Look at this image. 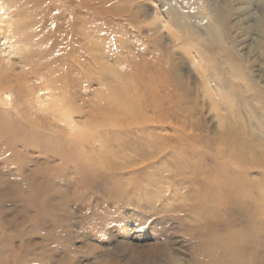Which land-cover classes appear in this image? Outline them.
<instances>
[{"label":"rangeland","instance_id":"rangeland-1","mask_svg":"<svg viewBox=\"0 0 264 264\" xmlns=\"http://www.w3.org/2000/svg\"><path fill=\"white\" fill-rule=\"evenodd\" d=\"M78 5L0 0V70H11L9 86L0 78V264H199L210 238L243 230L227 224L237 220L231 213L232 219L214 215L208 228L189 212L208 181L189 160L213 154L228 127L249 148L264 149V0H97L94 9L82 3L79 16L93 26L78 42L85 49L79 83L72 84L69 69L58 79L42 69L37 80L31 67L44 44L35 36L58 24L62 7L61 30L71 37L80 25ZM27 10L30 19L18 12ZM41 17L48 19L41 28L31 25ZM88 39L100 43L95 50L86 49ZM66 40L45 62L64 53ZM72 45L68 56L78 50ZM131 66L164 69L162 81L181 86L180 98L172 88L163 91V118L142 86L128 93L114 88L136 79ZM106 92L119 110L105 105ZM55 106L68 114L62 120L68 127L54 134L57 144H45L35 128L57 119ZM147 129L158 134L156 147L147 144ZM201 160L207 168L215 164ZM238 169L230 175L241 172L264 199V171ZM261 228L243 231L251 235L249 258L235 264H264Z\"/></svg>","mask_w":264,"mask_h":264},{"label":"bare ground","instance_id":"bare-ground-1","mask_svg":"<svg viewBox=\"0 0 264 264\" xmlns=\"http://www.w3.org/2000/svg\"><path fill=\"white\" fill-rule=\"evenodd\" d=\"M78 1H79V5L77 6L78 9L75 10L76 15L74 18H75L76 23L78 22L80 25L76 29L74 28L72 30L71 37H70V34H68V37L66 36V34L64 33V29L61 30L63 28V24L65 25L64 15L66 13L64 8L62 7L59 10L60 19L58 21V24H55V23L53 24L51 22L52 28L49 31H42L43 35H41L42 37L41 39L35 36L34 39L35 40L37 39V41H35L36 43L40 42V44H44L42 47L43 50L36 51L35 56H39V59L36 60L31 67L32 73L33 75L36 76V78L38 77V74L41 72L42 69H44L45 76L52 77V79H58V76L60 74L67 72V70L69 69V70H72L73 73L75 74V81L72 84L77 85V83H79L78 82L80 78L79 76L82 74V68L85 62L83 60L84 57L81 56L82 51L84 52L85 49H82L84 47L79 46V43L82 41L81 39L83 38L84 30L86 28L89 29L93 26L92 23L82 19L79 15L81 13L80 11L85 8L84 7L85 5H82V3L84 4L86 3L87 6L90 7L91 4L92 5L95 4L97 0H78ZM90 8L94 9L93 7H90ZM18 12L21 13L20 15L24 17L25 16L29 17L28 14L31 13L30 10L21 11V12L18 11ZM96 12L99 13L101 11L99 12L96 11ZM28 19H30V17ZM47 20L48 19L46 17H41L40 19H37L35 22L31 23V25L35 26L36 28H38V26L39 28H41L42 25L47 23ZM45 35H50L51 38L53 36L54 38L56 37L58 39L57 40L58 42L55 45L51 46V43L47 42L45 38H43ZM184 35H185V32H184ZM191 35L193 36L194 34H191ZM175 36H178V34ZM154 37H157V36H154ZM70 38L72 42H70ZM63 40H66L65 45H64V53L59 54V56H57L58 53L62 52V45L64 42ZM153 41H155L156 43H159L160 40L156 38V40H153ZM71 43L74 45V47L75 45L79 47H77L78 50L71 53V56H68V52L65 49L67 47V50H68V47L69 48L71 47ZM84 44L86 45V49L93 51L98 47L97 45H99L100 43H97L93 40L88 39L86 42H84ZM54 49L57 54H55L53 57H51L48 60V61H51V64L49 63L47 65L46 63L48 61L45 62L46 61L44 59L45 55L47 56L48 52ZM160 56L162 55L152 56L154 58L155 63H159V61H161ZM59 62L63 63L61 68H59L57 65V63ZM134 67L135 66H133L132 68L135 69L134 74L136 76L135 77L136 79L130 83L129 87H127V89L131 88V90L127 91L126 88H123L121 86L120 82H118L116 86H114V88H119L121 89L122 92L128 93L132 91L138 92L142 86L147 94L146 96L149 99V102L152 108L155 111L159 112L160 117L163 118L164 116L167 115V110H166V106L164 105V103H167L165 101L168 100V97H166V95H163V91H164V94H166L165 89L172 88L173 95L177 98L178 97L180 98L182 96V93H180L181 86L173 78H171L170 82H168L167 78L164 81H162L161 78L163 77V75H165L166 77V74H167V71L164 69H157V70L149 69L150 70L149 71L147 67H144L138 71V69L136 70V67L135 68ZM171 72L172 71H170V74L172 75ZM10 73H11V70L9 69V67H3L0 70V78L2 81L4 80V82L8 86H9L8 77ZM40 79L41 78L39 77L37 78V80H40ZM126 82H129V81H126ZM122 89L125 91H123ZM107 91H110V90H107ZM104 98H106L105 105L109 107H114L115 109H118V110L121 108V107L119 108L116 105L115 100L112 98V96L108 95L107 92L104 93ZM181 104L179 106L180 108L182 107ZM177 107H178V104H177ZM54 115L57 117V119H54V120L45 119L43 123L46 126L44 125L43 126L44 128H41V129L35 128L37 139L43 142L46 141L45 144L47 143H50L52 145L57 144L54 134L63 135L62 133L68 127L65 123L62 122V120H66V116L68 114L67 113L65 114L63 111H61L59 106L54 107ZM127 122H129L128 124L130 127L131 122L130 121H127ZM54 124L60 125L61 130L57 132V130H55V128L52 127V125ZM230 129L231 128L228 127V129L222 134V137L218 141V146L215 149L216 151L214 150L213 154L204 153V155L199 159L202 162V165L205 169H203L199 160L195 161L193 159V161L191 160H189V162L187 161L188 164H191V166L195 167L194 169L197 173H200V175H203L204 178H207L208 180L206 184V190H205L206 193L203 194L202 201L194 205L193 208H190L189 212L194 216L196 221H198L199 223H201L200 221L206 220L208 224L206 223L205 226L207 225L208 228H209V224L211 226V223H212L211 218L214 217V215H216L217 217L220 216L219 218H222V216H225L226 218V216L228 217L229 214L231 213V215L235 216L236 217L235 219L237 220L234 222L232 221V223L227 222V224L234 225V226L239 225L241 230L243 231H247L249 229L250 231L251 229L257 230V228L259 227L260 229H262L261 226L264 227L263 226L264 225V199L260 196L258 187L251 180H250L251 182H249V179H244L245 177L241 178V175H240L241 172H239L240 174H238L235 177L231 176L230 174L232 172L230 170L232 169L233 171H237L239 170L238 169L239 166H246V167H249L250 169L258 168L259 170L264 171V149H263V152L258 153L257 148L255 150L253 148H249L248 145L237 136L238 134L236 136L234 135V133L236 134V129L235 128L231 130ZM148 130L149 129H147L149 139L148 137L145 138V139H148L147 144L156 147V145L159 143L158 134L156 135V132H153L152 130H149L148 132ZM81 132H82L81 130L77 129L75 133L76 137L79 138ZM67 138H68L67 140L70 142L74 140L71 132L70 133L68 132ZM67 140L65 139V141ZM186 148H189L190 151H194L192 147H188V146L183 148V150L185 151ZM201 159H211L215 164L213 167L207 168L204 165V160H201ZM243 221L245 223H243ZM220 222H218V224ZM203 229H204V226L202 227V230ZM195 231L197 232L198 230H195ZM243 231L236 232L235 235L231 231L229 232L226 231L227 233L223 232L221 235H217L215 237L210 238L209 239L210 241L206 243V246L203 248V250L202 251L200 250L198 252L197 262H200L199 264H235V262L237 261L239 257L242 258L244 256L245 259L249 258L248 254L246 256L245 254H246L247 243L250 241L251 235L250 234L248 235L247 232L244 233ZM252 232L253 230L251 231V234ZM259 261H261L260 258H259ZM259 261H257V263H259Z\"/></svg>","mask_w":264,"mask_h":264}]
</instances>
